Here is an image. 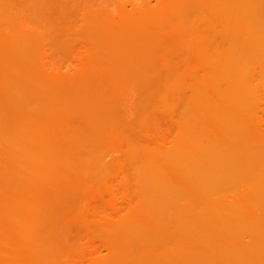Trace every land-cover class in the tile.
<instances>
[{
	"label": "bare ground",
	"instance_id": "1",
	"mask_svg": "<svg viewBox=\"0 0 264 264\" xmlns=\"http://www.w3.org/2000/svg\"><path fill=\"white\" fill-rule=\"evenodd\" d=\"M0 264H264V0H0Z\"/></svg>",
	"mask_w": 264,
	"mask_h": 264
}]
</instances>
